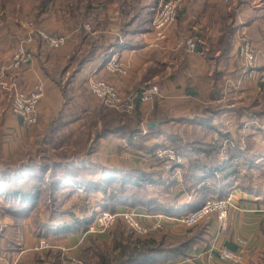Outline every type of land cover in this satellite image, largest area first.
I'll return each instance as SVG.
<instances>
[{"label": "crops", "instance_id": "obj_1", "mask_svg": "<svg viewBox=\"0 0 264 264\" xmlns=\"http://www.w3.org/2000/svg\"><path fill=\"white\" fill-rule=\"evenodd\" d=\"M208 8L210 9L209 19L212 18L210 25L203 22L206 17L205 11ZM106 18L112 24L110 27L104 28L103 24ZM102 21L103 23L98 27V31L95 30L92 33L89 31L93 37L103 35L106 38H113L120 36L119 27L117 26L118 18L108 16L101 19ZM230 28L235 29V32L230 36V45L226 48H221L219 43L222 36L225 33L227 34ZM9 32L5 31L6 35L2 33L0 38V139L4 138L6 133L16 131L20 134L25 129L23 120L12 113L13 96L16 91H30L38 82L36 77H39L33 64L17 70L9 68L14 51V48L12 47L11 49L9 45L12 42L11 38H7L8 35H11ZM240 34H245L252 42L254 49L258 52V70L264 73V0H184L178 19L168 31L167 38L160 49L150 48L148 45L151 42L152 34H144L139 38L143 43L142 48L125 50L120 54L114 55L119 56L121 61L128 66L129 75L124 77L112 75L105 68L98 66L96 68V76L112 83L123 93L134 90L144 84L158 83L157 85L160 88V95L157 97V101L160 103L159 113L165 116H168L166 112H163L165 105L182 104L185 100H195L193 98L194 95H190L188 92L189 97H178L179 95L171 94L175 91L185 93L189 88L197 93L195 95L196 98L206 92H210L209 100L211 102L215 100L212 98L213 94H215L217 105L230 103L233 105L238 103L246 104L237 107L233 106L227 111L222 110L221 114L216 113L213 115L212 122L204 125L196 124V117L200 116L197 114L193 119L196 122H188V119L192 117H188L184 113L173 116L168 121L159 120L160 124H165L162 137L167 134L165 129L170 128L171 124L173 125L174 123L177 124L175 126L178 130L181 127L187 128L188 124L192 126V123L198 126L196 130L202 131L210 125L216 126L219 130L234 133L237 130H247L250 124L262 125L258 129L262 128L264 130V115L256 117L255 120L251 119L248 114L250 109L248 103L252 95L249 87H255L259 84L257 80L250 79L245 73L243 63L239 57L238 36ZM5 36L6 42L4 46L1 43V39H5ZM78 36L79 32H74V36H71L72 39L67 46L75 43V38ZM194 37L203 46L200 53H188L179 45L182 40L194 39ZM94 63L89 62L82 69L79 77L89 73ZM79 77L75 83L62 87L56 85L51 87V89L48 88V93L39 105V121L45 123L50 119L61 117L66 123L61 132L59 131L61 134H65L64 131L69 130L66 133L72 135L75 140L85 135V140L88 141L90 127L87 123V117L90 112L89 107L82 103L81 91H78L77 80ZM39 82L42 81L40 80ZM202 86L205 87L204 92L200 88ZM235 89L239 91L237 95L234 94ZM205 96L208 95L206 94ZM256 96L260 97V95ZM256 99L264 100V96ZM65 100L69 103H66ZM62 102H64V106L61 105ZM75 104L80 106L79 109L73 107ZM261 108H264V104L261 105ZM154 109L155 106L151 105V110L154 111ZM203 117L200 116L201 119ZM47 128L46 126L45 129ZM45 129L43 130L45 131ZM100 139L103 146L109 143L107 146L111 148L112 152L108 151L104 156L105 158L102 156L97 157V145H93L89 155L91 145H85V156H79L83 162H78V166L90 167L104 172L123 168L107 162L109 158L113 159L116 153L121 154L119 149L121 150L123 146L116 145L118 140L112 136ZM96 141L98 140L96 139ZM0 146L3 148L10 145ZM82 146L84 145H66L68 150L74 147L75 150H78L79 148L77 147ZM144 146L152 147L155 145ZM201 149L202 151L195 155L198 159L206 157L207 148L201 147ZM81 150L83 149L81 148ZM261 150H264V148H261ZM3 152L9 154L7 149H3ZM101 159H104L105 163ZM139 162L140 160L135 161V164H138L130 167H140ZM159 168L166 172L162 166H159ZM184 172H181L180 175H176L174 172V175L179 177ZM166 173L169 174L171 172ZM230 192L232 200L238 205L239 210L231 212L228 229L223 232L219 231L215 216L205 219L193 228L186 227L178 222L165 221L164 229L154 236L165 235L173 241L181 242L185 241L186 238L200 234L202 242L193 244L185 255L160 264H236L222 260L216 251L211 252L210 249L213 244L217 248L240 252L244 257L243 262L240 264H264V213L262 212L264 204L262 203V196L246 192L237 186L233 187ZM188 200H190V197L184 202H188ZM134 209L139 212H146L142 207ZM119 210H122V208ZM23 228V232L18 236V243L21 246L20 251L16 253L4 249L1 250L5 257V261L1 264H57L51 260L46 263L34 261L36 254L40 252L32 251L31 248L38 242L39 237L36 236L29 220L24 222ZM109 234L99 235L98 240L107 242L111 238ZM239 241H243L244 245H240ZM52 242L57 245V249L54 250H60L62 255L64 256L65 254L66 256V260L62 264H82L81 261L80 263L76 261L80 260L81 247L89 244V237H87V234H77L69 236L64 241L52 240ZM72 258L76 261H71Z\"/></svg>", "mask_w": 264, "mask_h": 264}, {"label": "trees", "instance_id": "obj_2", "mask_svg": "<svg viewBox=\"0 0 264 264\" xmlns=\"http://www.w3.org/2000/svg\"><path fill=\"white\" fill-rule=\"evenodd\" d=\"M95 1L100 2L102 9H109L110 5L116 0H77L79 4L86 3L88 11L94 9ZM127 1L130 4L128 5L130 9L122 11V19L119 18L117 25L120 36L113 37L110 42H105L109 39L103 35L86 37L87 33L90 32L86 31L84 23L77 25L78 29L76 28V31L79 32L81 40H91L88 41V53L80 61V69H76L75 75L67 85L75 82L77 75L89 62H102L101 67L105 68L115 54L143 47V43L139 38L152 32L156 14L153 8L158 7L159 2L163 0H151L150 3L146 4H143L142 0H125V2ZM7 4L8 0H0V38L2 33L4 31L9 32L10 28L7 25L8 15L3 12L2 7ZM144 10H154L150 11L152 12L150 19L147 20L146 17H143L145 15ZM111 24L106 18L104 28L110 27ZM234 32L235 29L230 28L227 34H223L219 43L221 48L230 45V36ZM194 40L197 42L196 53H200L203 46L196 37H194ZM38 45L44 47L42 41ZM74 60L75 57L72 56L70 61ZM56 85L61 87L58 83ZM261 85L264 88V84ZM148 86L150 84L144 88ZM144 88L138 92H141ZM187 92L190 95H197L191 88L187 89ZM141 104L140 100H136V118L134 117L132 120L122 116L118 117L114 107H109V111L101 112L102 121H105L103 124L104 133L97 135V140L122 133L131 143H134V138L139 139L140 144H137V142L131 145H138L139 149L149 152L151 159H154L156 150L162 146L181 150L183 144L180 139L172 140L171 145L144 146V142L148 138L142 136L144 128L150 132L156 131V134L161 133L163 135L165 124H159L152 128H148V125L154 121H168L169 118L159 113L160 106L157 105L152 120L145 124L141 119ZM113 111L116 115L113 114ZM220 112L222 113V110L213 109L212 112H209L210 116L208 117L204 116L202 119L200 116L196 117V123H200V125L208 124L212 122L213 115L216 113L221 114ZM257 115L262 117L264 112ZM250 118L252 119L253 116H250ZM110 121L115 124L118 123V125L111 127ZM65 125L66 123L61 117L52 119L47 128L48 134L55 135ZM207 129L216 133L219 131L216 126L208 125ZM222 139H227V137L222 136ZM200 145L206 144L202 143ZM214 145H222V143H215ZM64 146L66 145L55 143L50 146L49 151L44 150V157H41L37 162L35 161L37 159L31 156L14 160L15 158L4 157L0 151V198H11L13 202L16 200V207L2 209L1 214L12 216L17 221L15 225L17 229L22 228L24 222L31 216L34 218L33 212L41 199L42 191L49 192L53 198L57 194L70 195V193H77L87 196L95 193L101 194L99 207L102 211L115 213L119 206L142 207L150 215L169 217L187 215L202 207L209 199L226 198L231 195L230 190L235 186L246 192L262 196V203L264 204V159L261 158L262 155L260 154L246 153L239 147L240 143L237 140L233 145H229V149L226 151L228 158L224 160L213 157V153L218 152L216 147L209 148V151L206 150L204 159H198L195 156L187 157L184 153H180L185 158L187 170L181 175L183 178L181 189L173 192H171V188L180 185L174 171L164 178L163 171H157L154 164H152L148 166V169L125 167L126 169L117 168L106 172L96 170V173L90 167L78 166V162L82 161L79 156H85V145L77 147L80 148L79 150L74 148L69 150L71 153ZM42 147L47 149L48 145ZM200 151H202L201 148L195 149V152ZM48 152L50 154H47ZM183 167L184 163L180 168ZM243 168L248 172H241ZM228 170L234 171H231L232 173L226 172ZM183 186L185 189H182ZM188 197H190V200L184 202ZM13 202L12 204H14ZM54 203L55 205H51L50 212L46 217L41 216V214L35 216V234L39 238L64 241L71 235L84 234L89 230L95 215L101 211L94 209L90 214L78 216L73 214L75 213L73 209L70 211L68 208L63 210L61 206L57 205V201ZM117 223L123 222L118 220ZM128 232L122 229L116 230L110 245H107V242L99 241V235L97 239L92 238V244L81 247L80 261L82 264H160L185 255L193 244L202 242L200 234L186 238L185 241L177 242L165 235L154 236L156 233L141 237L130 230ZM9 247L12 248L6 249V251L17 253L21 249L18 241L14 242V240L10 241ZM49 260L62 264L64 261L62 252L48 249L37 253L34 258L35 262L40 263H46Z\"/></svg>", "mask_w": 264, "mask_h": 264}, {"label": "rangeland", "instance_id": "obj_3", "mask_svg": "<svg viewBox=\"0 0 264 264\" xmlns=\"http://www.w3.org/2000/svg\"><path fill=\"white\" fill-rule=\"evenodd\" d=\"M150 1L151 0H142V3L146 4V3H150ZM161 2H159L158 7L161 4ZM128 5H130L128 1L125 2V0H116L113 4L110 5L109 9H104V8L102 9L100 2L95 1L94 9H92L91 11H88L86 3L79 4L77 0H8V4L2 7H3V12H5V14H7L9 18L7 25L10 26L9 34L11 35H8L7 38H11L12 40L11 44L9 45L11 49L12 47L15 49L18 43L23 39L24 26L29 22H35L36 24L44 27L46 30H48L51 33L59 34V35H69L70 37L71 36L73 37L74 32H78L76 31L78 29L77 25H80L82 23H84V25L89 24L91 26V29H92L91 33H92V32H95V30L98 31V27L101 26V24L103 23V21L101 22V19H104L105 17L110 16V17H116L118 18V20L119 18L122 19V16H123L122 11H128L130 9ZM158 7L153 8V9L157 11ZM182 7L183 5L180 7L178 11L177 19H178V16H179V13ZM154 10H144L145 15L143 17H146L147 20L150 19L151 13H152L150 11H154ZM209 12H210V9L208 8L205 11L206 17L204 18V21H203L205 24H208V25L211 24V19H212V18L209 19L210 18ZM91 33H87L88 35L86 37L88 38L91 37L92 36ZM3 35H6L5 31L3 32ZM75 39H76L75 43L70 44V46H66L59 50H51L45 46L43 47L41 45H36L33 63L31 64H33L34 67L37 69L36 72L39 77H36V80L38 82L41 80L45 84L46 91H45L44 96H46V94L48 93V88L51 89V87H55L57 83L60 84L61 87L67 85L70 79H72V77L75 75L76 69L78 68L80 69L81 67L80 61L88 53V41H90L91 39L89 40L86 39L85 41H82L79 36L76 37ZM108 39L109 41L105 39L103 40H105V42L106 41L110 42L112 37ZM5 40H6V36H5V39L4 38L1 39L2 41L1 43L4 44V46L6 42ZM256 53L258 54L257 51ZM72 56L73 58L75 57L74 61H70V59H72ZM101 65H102V62H97V63L95 62L91 66L89 73H87L85 76L79 77V74L77 75V78L79 77V79L77 80L78 91H81L82 103L86 104L87 107H89V112H90L88 113V117H87V123L90 127L89 136L87 139L88 141L85 140V135L84 137L80 136L75 140L74 137H72V135H70L69 133H66L69 130L64 131L65 134H61L60 133L61 130H60V132L56 133L53 136L49 135L48 129H45V128L46 126L48 127L49 123L51 122L52 119H50L48 122H45V123L43 121L41 122L39 121L38 124L34 126L25 125V129L20 134H18L16 131L13 133L4 134L5 137L0 139V145H10V146L3 147V148L0 146V151L2 152L1 155L5 157L15 158L14 160L24 158V157L27 158L28 156H31L37 159L35 160L37 162L39 159H41V157H44L45 155L44 150L49 151L48 149L50 148V146H53L55 143H58L60 145H91V144L97 145L96 147L98 149L97 157H101V156L104 157L108 151H110L111 153L112 152L111 148L107 146L109 143L108 144L106 143L103 146L101 144L102 142L101 139L96 141L97 139L96 136L99 135L100 133L101 134L104 133L103 124L105 121H102V117L100 113L109 111L110 110L109 107L111 106H107L99 102L98 100H96V98L93 96V94L91 93L88 87L89 78L96 75V71H97L96 68ZM128 75H129V71H128ZM157 84H150V86L154 85V86L159 87ZM258 84L259 85H256L255 87L254 86L249 87L252 95L250 96V101L248 103L250 107L248 114H249V117L253 116V119L258 117L257 115L258 113L264 112V108H261V105L264 104V100L256 99L257 97L261 98V96H264V88H262V85H261L262 83H258ZM145 86L146 84L138 88L136 87V89L125 92V93L129 94L131 92L139 91ZM200 88L203 92L205 91L204 86ZM238 93L239 91L236 90L234 94L237 95ZM171 94H174L175 96L179 95L178 97H182V96L189 97V95L187 94V91L185 93L183 92L178 93L175 91L174 93H171ZM206 94L208 96H205ZM256 95H260V97ZM209 96H210V92H206L205 94H202L200 97H197V98L194 95L193 96V98L195 99L194 101L185 100V102L182 104L173 103V104H168V105H165L164 103L166 107L164 108V111L163 109L162 111L164 113L165 112L167 113L168 115L167 118H173V116L181 115V113L187 114L188 117H192L190 118L192 120L188 119L190 122H192L194 121L193 119H194V116H196V114L200 116L208 117L210 116L209 112H212L213 109L217 108L219 110L227 111V109L229 110L233 106L237 107V106H241L245 104V103L243 104L238 103L236 105H233L232 103H230V104H218L217 105V103L215 102L216 101L215 95H213V98L215 100H213L212 102L209 100L210 98ZM66 103H69V102L66 101ZM61 105L64 106V102H62ZM151 105L155 106L156 108V106L160 105V103L157 101V99H154V101L151 103L141 104V108H140L141 113H142L141 119H142V122L145 124L151 121L154 115V111L151 110ZM73 107L75 109H79L80 106L75 104L73 105ZM115 110H116L115 112L118 113L117 114L118 117L122 116L129 120H132L134 117L136 118L135 110L131 114L120 112L117 109ZM115 112L113 111V114ZM116 113L114 115H116ZM193 124L194 123H192V126H189L188 124L187 128L181 127L179 128L180 130L176 128L175 126L177 125L176 123H174L173 125L171 124L170 128L165 129V132L167 134L166 136H163V137L161 133L156 134V131L150 132L148 131V129L144 128V132L142 136L148 137L147 140L144 142V145H171L172 140L180 139L182 141L183 145L181 146H183V148L181 150H178L177 148H175L174 149L175 152L179 154L184 153L187 157H191V156H195L196 153H198V152H195V149L206 147L207 150H209V148L216 147V149H218V152L213 153L214 155L213 157H216L222 160V157L223 159L228 158L227 156L228 154H226V151L229 149V145L230 144L233 145L237 140L240 143L239 147L242 150H244L246 153L260 154L262 155L261 158L264 159V150H261V148H264V130L262 128L258 129V127H262V125L258 126L257 124H250V126L247 127L248 128L247 130H244V131L237 130L234 133L232 132L228 133L222 130H219L216 133L215 131L214 132L208 131L207 129L208 126L203 131L199 129L196 130L198 126L195 124L193 125ZM237 124H238V120H237ZM114 125L116 127L118 123L115 124L114 122H111V127ZM43 129H45V131ZM222 136H226L227 139H222ZM112 137L118 140L116 145L123 146L121 150L119 149V152H121L122 155L120 153H116L113 159L109 158V160H107L108 163L112 165H116V166H121L123 168L125 167L130 168L131 165L138 164V163L135 164V161L140 160L139 162L140 167L144 169H148V166L154 164L155 165L154 168H156L157 171L162 170L157 165L156 160L151 159L149 157V154H148L149 152L139 149L138 145H131L137 142H138L137 144H140L139 139L134 138V143L133 142L131 143L129 140H127L122 135V133L115 134ZM71 138H73V140H71ZM202 143H205L206 145H200ZM215 143H222V145H214ZM43 145H48L47 149L43 148L42 147ZM191 146L193 147L192 149H191ZM3 149L9 150V154L4 153ZM68 152L71 153V151L69 150ZM140 152H142V154H140ZM47 154H50V153L48 152ZM183 159H184V167L180 169L181 172H184L187 170L185 166V158ZM101 161L104 162L105 160L101 159ZM97 171L96 169H94V172L97 173ZM231 171L233 172L234 170H228L226 172H231ZM242 171L243 173L248 172V170H246L245 168L241 169V172ZM162 173H163L164 178L169 176V174H167L164 171ZM176 179L180 181V185L176 188L172 187L171 192L181 189V183L183 181V178L182 176H179V177H176ZM12 185H15V184H12ZM182 189H185L184 186L182 187ZM54 198H56L57 200H55ZM54 198L53 196L50 195L49 192L42 191L41 199L39 200L38 204L36 205L35 211L33 212L34 218L33 216H31V218L28 219L31 222V226L33 227L34 231L36 229L35 221H34L35 216L36 215L39 216L41 214V216L46 217V215H48L50 212L51 205H55L54 203L55 201H57L58 203L57 205L61 206L63 210L68 208L70 211L73 209V211H75V213L73 214H76L78 216L90 214L93 212L94 209L95 210L97 209V211L101 210L99 207L101 204L99 200L101 198V194L95 193V194H89V196L85 194L80 195L77 193L75 194L70 193V195L57 194L56 196H54ZM12 202L13 201L11 198H8V199L0 198V253H2L3 256H4V253L1 250L12 248V247H9L10 241L14 240V242H17L18 236L24 230L23 227L18 228V229L15 227L17 221L12 216L6 215L4 213L1 214L2 209H5V208L10 209L11 207L12 208L16 207V204H15L16 200H14L13 202L15 205L12 204ZM121 208L122 210H119ZM125 211H134V208L133 207L130 208L127 206H119L115 213H122ZM102 212H106V211H102ZM146 213L148 212L146 211ZM124 224H125L124 222L119 223V224L116 223L111 229L108 230L107 233H110L109 235L111 236V238L107 241L106 243L107 245H110V242L112 241V238H113V234L116 230L122 229L125 232L129 231L127 228V225L126 224L124 225ZM25 231L27 232L26 229ZM87 232L84 234H87ZM97 236H98L97 234L88 233L87 237H89V242H90L89 244H92V238L97 239ZM141 237H145V236H141ZM39 239L41 238H38V240ZM32 248L31 250L33 251ZM62 257H63V260H66L65 254L64 256L62 255ZM71 261L75 262L76 260L72 258ZM76 262L80 263V260H77Z\"/></svg>", "mask_w": 264, "mask_h": 264}, {"label": "built area", "instance_id": "obj_4", "mask_svg": "<svg viewBox=\"0 0 264 264\" xmlns=\"http://www.w3.org/2000/svg\"><path fill=\"white\" fill-rule=\"evenodd\" d=\"M183 3L184 0H163L161 2L153 22L152 38L148 45L150 48L160 49L162 47L168 31L176 23L178 11ZM84 28L86 31H92L89 24L84 25ZM70 40L69 35L54 34L35 22H29L24 26L23 39L12 53L9 68L17 70L29 66L34 58L35 47L40 41L48 49L59 50L66 47ZM179 44L188 53L196 52L197 42L194 39H185ZM238 46L239 57L247 76L264 84V73L258 70V54L245 34L238 36ZM105 70L112 75L123 77L127 76L129 71L128 66L121 61L119 56H113L106 64ZM88 87L96 100L126 114H131L135 110L136 100L147 104L153 102L160 95L159 87L154 85L144 88L141 92L126 94L119 91L112 83L96 75L89 78ZM45 91L43 82H38L30 91H16L12 101V113L21 118L25 125H37L40 119L39 105L44 98ZM154 159L157 165L162 166L166 172L174 171L176 175H180V166L183 165L184 159L173 148L159 147L155 152ZM224 159L222 157V160ZM233 210H239V207L233 202L230 195L226 198L209 199L199 209L178 217L149 215L146 212H139L137 209L122 213L100 211L95 215L87 234H105L121 219L135 235L146 236L164 229L165 221L170 220L193 228L211 216H215L218 229L223 232L228 229L230 214ZM262 212L264 213V210ZM239 244L244 245V242L239 241ZM32 249L35 252H42L48 249H57V245L51 240L41 238ZM210 251H216L222 260L236 264L242 263L244 259L240 252L217 248L215 244ZM1 254L0 264L5 261V257Z\"/></svg>", "mask_w": 264, "mask_h": 264}, {"label": "water", "instance_id": "obj_5", "mask_svg": "<svg viewBox=\"0 0 264 264\" xmlns=\"http://www.w3.org/2000/svg\"><path fill=\"white\" fill-rule=\"evenodd\" d=\"M159 124H160V121H154V122H152V123H150L148 125V128H152L154 126H158ZM92 147H93V144H91L90 151H89V155L91 154Z\"/></svg>", "mask_w": 264, "mask_h": 264}]
</instances>
